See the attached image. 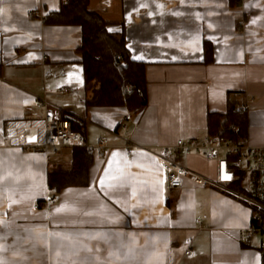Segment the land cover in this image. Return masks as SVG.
Masks as SVG:
<instances>
[{
  "label": "crops",
  "instance_id": "0c3cea01",
  "mask_svg": "<svg viewBox=\"0 0 264 264\" xmlns=\"http://www.w3.org/2000/svg\"><path fill=\"white\" fill-rule=\"evenodd\" d=\"M62 1L0 0V264H263L260 237H239L251 219L245 203L190 179L171 188L155 157L125 145L201 139L209 113L246 98L247 140L264 145V0H89L146 63L148 104L128 120L124 107L86 105L82 28L44 21ZM44 99L64 117L85 119L87 146L109 140L86 185L49 187L51 171L71 167V147L46 155L5 137L6 123L43 117ZM178 160L214 177L198 153Z\"/></svg>",
  "mask_w": 264,
  "mask_h": 264
},
{
  "label": "built area",
  "instance_id": "2783aa9c",
  "mask_svg": "<svg viewBox=\"0 0 264 264\" xmlns=\"http://www.w3.org/2000/svg\"><path fill=\"white\" fill-rule=\"evenodd\" d=\"M32 14L39 18L45 16L40 10H34ZM59 91L69 92V89L61 86ZM252 102V98H246L239 108L247 110ZM41 105L46 107L43 117L6 123L5 137L11 145L40 147L46 155H57L61 147L86 146L97 157L105 156L108 138L101 137L96 145L87 146L83 117L71 114L64 117L59 114L58 107L45 99ZM125 118L128 120L132 116L128 113ZM119 126L123 131L127 130L124 120ZM127 141L125 148L128 152H145L155 157L167 173L169 187L181 188L185 180L190 179L197 185H210L245 203L251 211V219L248 226L239 229L240 240L247 243L254 237H260L259 249L264 253V145H252L247 138L231 140L217 134H207L201 139L179 137L174 143L158 146ZM193 153L214 164L213 178L179 162L178 157H188ZM56 200L57 195H53L42 206L49 208ZM39 206L36 204L35 208ZM196 221L201 224L199 219Z\"/></svg>",
  "mask_w": 264,
  "mask_h": 264
},
{
  "label": "trees",
  "instance_id": "16d2710c",
  "mask_svg": "<svg viewBox=\"0 0 264 264\" xmlns=\"http://www.w3.org/2000/svg\"><path fill=\"white\" fill-rule=\"evenodd\" d=\"M44 21L53 25H79L82 44L78 47L83 67L84 89L90 92L86 105L124 107L130 114L139 113L148 104L146 63L134 59L122 32L109 30V23L89 8V0H63L61 9L51 12ZM211 44L205 42V61L211 60ZM248 109L229 101L225 113L211 112L207 117L208 133L231 140L247 138ZM72 148L69 169L49 173V187L57 192L68 186L86 185L94 153L86 146ZM264 264V255H263Z\"/></svg>",
  "mask_w": 264,
  "mask_h": 264
},
{
  "label": "rangeland",
  "instance_id": "374dc122",
  "mask_svg": "<svg viewBox=\"0 0 264 264\" xmlns=\"http://www.w3.org/2000/svg\"><path fill=\"white\" fill-rule=\"evenodd\" d=\"M60 150H61V148H60ZM60 150H59V151H60ZM211 173H212V172H211ZM211 173H210L209 176H210V177H213V174H211ZM244 185H247V182H246V181H244Z\"/></svg>",
  "mask_w": 264,
  "mask_h": 264
},
{
  "label": "snow or ice",
  "instance_id": "6c2138e0",
  "mask_svg": "<svg viewBox=\"0 0 264 264\" xmlns=\"http://www.w3.org/2000/svg\"><path fill=\"white\" fill-rule=\"evenodd\" d=\"M101 183H103V181H101Z\"/></svg>",
  "mask_w": 264,
  "mask_h": 264
}]
</instances>
